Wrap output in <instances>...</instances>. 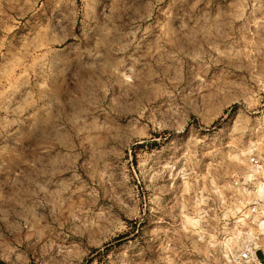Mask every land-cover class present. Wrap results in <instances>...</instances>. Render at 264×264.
<instances>
[{"label": "rangeland", "instance_id": "rangeland-1", "mask_svg": "<svg viewBox=\"0 0 264 264\" xmlns=\"http://www.w3.org/2000/svg\"><path fill=\"white\" fill-rule=\"evenodd\" d=\"M251 155L264 0H0V264H231Z\"/></svg>", "mask_w": 264, "mask_h": 264}, {"label": "built area", "instance_id": "built-area-1", "mask_svg": "<svg viewBox=\"0 0 264 264\" xmlns=\"http://www.w3.org/2000/svg\"><path fill=\"white\" fill-rule=\"evenodd\" d=\"M247 163L248 176L233 177L231 188L236 192L245 193V197L249 198V213L257 215L259 214L260 202L264 198V161L251 155L247 159ZM250 187L254 190L250 191ZM262 216L258 215V217ZM230 249L231 264H264V227L255 231H243L236 245Z\"/></svg>", "mask_w": 264, "mask_h": 264}]
</instances>
